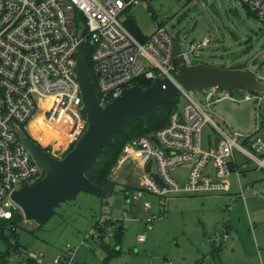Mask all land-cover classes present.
<instances>
[{"label": "built area", "instance_id": "2783aa9c", "mask_svg": "<svg viewBox=\"0 0 264 264\" xmlns=\"http://www.w3.org/2000/svg\"><path fill=\"white\" fill-rule=\"evenodd\" d=\"M139 1L0 0V235L3 236L0 244L6 247L3 251L0 248V264L44 262L41 254L22 252L14 238L12 220L18 216L23 219V212L12 193L44 174L19 139L14 125L27 128L40 116L35 128L40 133H32L36 143L55 158H61L72 148L86 127L75 76L81 41L87 47V61L94 73L93 85L100 104L111 101L124 88L139 85V81L151 84L156 78L175 83L178 99H184L181 109L171 111L164 126L126 142L111 169V174L116 175L121 165H133L131 174L136 181L132 186H123L125 219L140 220L145 232H150L153 223L165 214L172 194L227 193L226 176L232 170L239 179L240 168L246 171L252 165L264 168V122L257 120L252 132L243 135L230 127H220L210 118L215 103L253 100L259 104L264 93L244 90V96L236 98L230 91L207 88L203 89L200 101L194 91L184 89L174 78L178 68L174 37L166 29L158 26L144 40H139L124 25L127 10ZM239 1L264 26V0ZM81 28L83 34L79 37ZM209 42L205 38L189 42L186 51L181 48L184 63L191 64L190 53L205 48ZM257 78L264 81V74L257 71ZM206 124L214 131L207 149L202 147L201 139ZM235 149L242 156L240 162L234 157ZM209 162L211 167L207 168ZM181 165H188V171L180 182L170 169ZM248 188L240 185L237 196L244 199V190ZM147 195L154 196L155 201L146 198ZM224 210H229L228 205ZM114 226L100 218L94 222L92 237L98 242L112 238ZM227 238L225 223L216 240ZM145 239L143 233L137 241ZM74 256L75 248L66 244L57 252L55 263L79 264Z\"/></svg>", "mask_w": 264, "mask_h": 264}, {"label": "rangeland", "instance_id": "374dc122", "mask_svg": "<svg viewBox=\"0 0 264 264\" xmlns=\"http://www.w3.org/2000/svg\"><path fill=\"white\" fill-rule=\"evenodd\" d=\"M126 16L135 20L144 36L158 26L172 36L178 33L184 51L189 42L208 38L210 42L205 48L190 53L191 64L239 68L264 46V26L239 0H140L127 10ZM258 72L264 74V63ZM230 93L236 98L244 96L243 89ZM194 95L203 101V90L194 91ZM183 104L184 99L179 97L175 109H181ZM210 118L222 128L230 127L248 135L257 120L264 122V99L259 104L253 100L215 103ZM38 123L31 121L27 129L38 135L40 132L35 131ZM213 135L210 124H206L201 131L203 148L212 144ZM234 157L237 162L242 159L236 149ZM210 167L211 162L207 165ZM187 171L188 165L170 169L171 175L180 181ZM238 171H242L239 179L234 170L226 176L228 193L172 194L166 214L153 223V230L148 233L140 220L123 217V186H132L136 181L134 176L126 175L134 173L133 165L123 164L116 175L110 172L109 179L115 185L108 197L96 198L80 192L75 199L60 203L54 215L41 226L25 221L22 216L23 219L13 223L14 238L25 254L43 255V264H57L55 256L66 244L75 248L74 259L79 264H212L214 254L222 264H264V168L252 165L249 171L243 168ZM32 183L34 180L26 182ZM239 183L242 187L249 186L244 190V199L237 196ZM146 198L153 202L156 199L151 195ZM225 205L228 211L224 210ZM100 218L115 224L112 238L103 240L110 249L115 247L116 234L121 232V250L108 260L105 249L91 233L94 222ZM225 223L228 238L218 241L216 235ZM143 233H148L146 240L151 243L137 242ZM0 248L3 251L6 247L1 243Z\"/></svg>", "mask_w": 264, "mask_h": 264}, {"label": "water", "instance_id": "95a60500", "mask_svg": "<svg viewBox=\"0 0 264 264\" xmlns=\"http://www.w3.org/2000/svg\"><path fill=\"white\" fill-rule=\"evenodd\" d=\"M83 29L79 31V37ZM174 37V54L178 68L174 73L176 82L189 91L215 88V91L243 89L264 93V81L258 80L257 71L264 63V46L239 68H220L204 63L185 64L180 56L181 46L178 33ZM76 79L80 86L86 117V127L81 136L61 158L53 157L47 149L31 140L23 129H14L24 145L30 150L43 176L29 185H22L13 191L12 198L21 208L25 221L41 226L55 213V208L67 200H73L78 193H88L96 198L108 197L110 192L91 182L86 171L97 162L104 149L111 146L116 134L125 135L124 124L136 120L143 126L144 115L155 112L157 106L178 103V86L168 79L156 78L146 87L132 85L124 88L118 96L100 104L87 67V47L81 41L77 50ZM218 137L214 138L216 146ZM212 264H222L214 254Z\"/></svg>", "mask_w": 264, "mask_h": 264}, {"label": "trees", "instance_id": "16d2710c", "mask_svg": "<svg viewBox=\"0 0 264 264\" xmlns=\"http://www.w3.org/2000/svg\"><path fill=\"white\" fill-rule=\"evenodd\" d=\"M124 25L136 38H138L139 40H144L145 36L142 35L135 20L132 17L126 18V20L124 21ZM87 67H88L90 79L92 83L94 84L95 77H94V73L91 69L89 61H87ZM138 84L144 87L150 85V83L143 82V81H139ZM174 109H175V106H172L167 103L157 106L155 112H147L144 115V122H145L144 126L136 120H128L124 124V130L126 134L125 135H122V134L115 135L113 144L111 146L106 147L103 153L99 156L94 166H92L89 170L86 171L87 178L91 182L96 184L97 186H100L108 190L111 194L112 188L115 184L110 181L109 175H110L111 169L113 168V166L118 160V157L121 153L123 145L126 142L134 138H137L143 135H148L154 132L155 130L161 128L162 126H164L167 123L170 112L173 111ZM22 129L24 131V128ZM126 175L127 177L134 176L133 174H131V172H127ZM21 219L22 218L18 216L17 218L12 220V223L16 221H20ZM0 233H2V228H0ZM1 237L3 238V236ZM120 238H121V232L119 231L116 234V241L119 242ZM100 244L105 249L106 260L112 258L116 254L117 250L110 249L105 244L104 241H101Z\"/></svg>", "mask_w": 264, "mask_h": 264}, {"label": "crops", "instance_id": "0c3cea01", "mask_svg": "<svg viewBox=\"0 0 264 264\" xmlns=\"http://www.w3.org/2000/svg\"><path fill=\"white\" fill-rule=\"evenodd\" d=\"M247 172H244V174H246ZM184 180V178L181 180V181H183ZM180 181V180H179ZM180 181V182H181ZM241 185V183H239V186ZM229 190H230V186H229ZM229 192V191H228ZM227 192V193H228ZM238 194V193H237ZM166 210H167V205H166ZM166 212L167 211H165V214H166ZM164 214V215H165ZM163 215V216H164ZM144 228V227H143ZM149 233V232H148ZM148 233H145V236L148 234ZM84 239V238H83ZM120 240H121V238H120ZM138 242V241H137ZM147 242V240L145 239V241L144 242H139V243H146ZM147 243H151V240H149ZM84 243H82V241H81V245H83ZM101 245V244H100ZM102 246V245H101ZM60 248H62V247H60ZM59 248V249H60ZM151 248V247H150ZM114 250H117V252H116V254L114 255V256H117L118 254H119V251L121 250V247H120V241L119 242H117V241H115V247L113 248ZM113 256V257H114Z\"/></svg>", "mask_w": 264, "mask_h": 264}, {"label": "flooded vegetation", "instance_id": "af4514ba", "mask_svg": "<svg viewBox=\"0 0 264 264\" xmlns=\"http://www.w3.org/2000/svg\"><path fill=\"white\" fill-rule=\"evenodd\" d=\"M24 132L26 133V135L31 138V140L36 141V137L34 136V134H32V132H30L27 128H24Z\"/></svg>", "mask_w": 264, "mask_h": 264}, {"label": "bare ground", "instance_id": "6f19581e", "mask_svg": "<svg viewBox=\"0 0 264 264\" xmlns=\"http://www.w3.org/2000/svg\"><path fill=\"white\" fill-rule=\"evenodd\" d=\"M35 120H36V121H37V120L40 121V120H41V117L39 116V117H37Z\"/></svg>", "mask_w": 264, "mask_h": 264}]
</instances>
